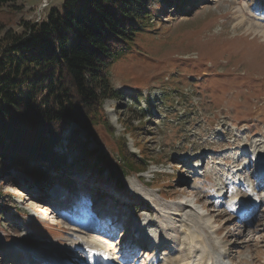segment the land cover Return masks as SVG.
Segmentation results:
<instances>
[{
  "label": "rangeland",
  "instance_id": "obj_1",
  "mask_svg": "<svg viewBox=\"0 0 264 264\" xmlns=\"http://www.w3.org/2000/svg\"><path fill=\"white\" fill-rule=\"evenodd\" d=\"M63 2L18 0L0 38ZM175 3L152 2L149 30L109 69L117 96L102 108L113 133L80 130L110 170L121 137L148 157L146 170L115 181L108 169H73L72 184L46 187L11 170L0 180L10 208L0 264H87L92 244L111 264H194L192 214L208 218L194 230L217 264H264V0ZM228 174L242 182L228 185Z\"/></svg>",
  "mask_w": 264,
  "mask_h": 264
},
{
  "label": "trees",
  "instance_id": "obj_2",
  "mask_svg": "<svg viewBox=\"0 0 264 264\" xmlns=\"http://www.w3.org/2000/svg\"><path fill=\"white\" fill-rule=\"evenodd\" d=\"M17 1L0 0V31L19 9ZM154 1H175L183 8L187 0H64L44 19L24 22L21 33L4 31L0 180L17 170L41 187L54 181L69 186L73 169H88L98 177L108 169L107 177L115 181V172L124 177L146 170L148 157L130 151L124 137L110 170L106 155L89 149L80 130L94 135L103 126L113 133L102 108L105 99L117 96L109 69L131 49L136 36L149 30ZM57 146L64 150L56 151ZM8 204L0 190V212L9 211Z\"/></svg>",
  "mask_w": 264,
  "mask_h": 264
},
{
  "label": "bare ground",
  "instance_id": "obj_3",
  "mask_svg": "<svg viewBox=\"0 0 264 264\" xmlns=\"http://www.w3.org/2000/svg\"><path fill=\"white\" fill-rule=\"evenodd\" d=\"M258 174L261 177V179L264 180V168L263 169H259L258 170ZM228 175L229 176L226 177V179H228L227 180V184L228 185H230V184H236V183H240L241 182L240 176L234 178V177H231L230 174H228ZM222 186H219V188H222ZM257 201H258V199L255 198V200H254L255 205H256ZM239 203L240 204H239V207H237V209L239 208V211H241L245 207L244 200L242 199L241 202L239 201ZM191 217L192 218H191L190 221L192 222V225H190V229L193 230L192 231L193 232L192 233V238H193V242H194L193 248L195 249L192 258H193V260L196 261L194 264H217L216 261H215L216 253H214L213 251H211V249L209 250L206 247L207 245L205 244L204 238H203V241H200L198 239V236H203L204 234L202 233L203 235H201V232H199L196 229L194 230V228H197V226L199 224L205 223V222L209 221V220H207L208 218L207 217L204 218V216L203 217L194 216V214H192ZM154 241H155L154 243L157 244V247L158 248L160 247L159 246V242L161 243V246L164 245V244H162L163 243V239L162 238L154 237ZM98 251H103V250L100 247H98L96 244L90 245V247L87 249V264H111L108 261V259L106 257H104L103 255L99 254ZM38 253L40 255V252H38ZM96 258H97V261H96ZM187 261L186 262H183L181 259H178V260H174L173 263L171 262V264H189ZM150 264H152V261L150 262Z\"/></svg>",
  "mask_w": 264,
  "mask_h": 264
}]
</instances>
